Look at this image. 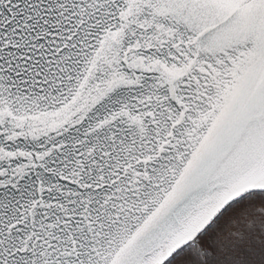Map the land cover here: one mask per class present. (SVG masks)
<instances>
[{
	"label": "snow or ice",
	"instance_id": "snow-or-ice-1",
	"mask_svg": "<svg viewBox=\"0 0 264 264\" xmlns=\"http://www.w3.org/2000/svg\"><path fill=\"white\" fill-rule=\"evenodd\" d=\"M0 264H264V0H0Z\"/></svg>",
	"mask_w": 264,
	"mask_h": 264
}]
</instances>
